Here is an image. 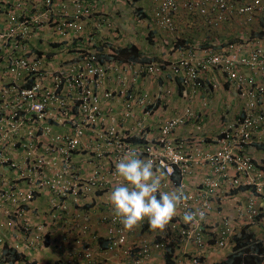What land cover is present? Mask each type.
Masks as SVG:
<instances>
[{
	"label": "built area",
	"instance_id": "2783aa9c",
	"mask_svg": "<svg viewBox=\"0 0 264 264\" xmlns=\"http://www.w3.org/2000/svg\"><path fill=\"white\" fill-rule=\"evenodd\" d=\"M100 1L125 3L135 23L162 35L176 32L181 11L205 27L220 28L231 16L246 26L264 22V0H148L147 16L135 12L144 0H0V264H40L53 224L60 236L52 247L73 233L79 248L69 261L52 260L59 264H109L98 256L100 241V256L120 264H166L167 253L173 264H206L215 250L231 252L246 224L264 246V36L177 45L159 56L167 64L120 59L106 48L119 32L106 5L95 8ZM154 79L160 91L139 89ZM221 86L231 99L212 121L204 114L208 95ZM180 91L185 102L199 96L197 106L174 104L157 118ZM132 151L152 161L161 191L182 187L190 199L163 233L147 220L127 231L113 212L99 219L102 236L78 235L89 229L84 204L102 207L103 195L127 183L116 164ZM186 211L197 222L184 223ZM183 242L195 252H172Z\"/></svg>",
	"mask_w": 264,
	"mask_h": 264
},
{
	"label": "clouds",
	"instance_id": "9594fccd",
	"mask_svg": "<svg viewBox=\"0 0 264 264\" xmlns=\"http://www.w3.org/2000/svg\"><path fill=\"white\" fill-rule=\"evenodd\" d=\"M116 171L127 183L114 187L110 200L115 216L127 231L140 227L147 220L152 231L165 232L178 209L190 199L182 187L172 192L161 191V176L153 171L152 161L141 159L135 151L117 162ZM198 215L203 221L204 212ZM182 220L191 225L197 222V213L186 211Z\"/></svg>",
	"mask_w": 264,
	"mask_h": 264
},
{
	"label": "trees",
	"instance_id": "16d2710c",
	"mask_svg": "<svg viewBox=\"0 0 264 264\" xmlns=\"http://www.w3.org/2000/svg\"><path fill=\"white\" fill-rule=\"evenodd\" d=\"M139 2V0H138ZM146 0L144 2H139L137 6H135V12L140 13L142 16H147L146 12L141 11V8L145 6ZM147 4V3H146ZM141 11V12H140ZM183 17L188 18L183 15ZM149 19V16L147 17ZM197 20L195 22L197 28H188L183 36L178 35V30L180 29L179 26H176V32H173V34L168 32H163L164 35L160 33H156V31L151 30L148 31L147 34H144L143 40L145 41H151L153 39H157V43H159L156 54H159L158 51H161L159 55H154L152 45L149 44V53H145L149 55L148 57L144 55H140L141 51L138 50V48L135 47L136 44H124L122 46H117L113 48V51L120 59H129V60H136L140 62L144 61H161L163 64L168 63V59H161V57L165 52H170L171 47L180 45L183 47H189L192 43V45H198L200 47H212V46H220L223 42L218 41L219 38L223 39L225 36L220 34V37L216 34L215 29L220 28H213V27H205L204 25H201L200 18L195 17ZM230 19V17L228 18ZM228 19L226 21H228ZM189 20H191L189 18ZM194 21V20H192ZM145 27V25H143ZM181 27V26H180ZM188 27V26H187ZM247 31H242L241 34L245 36L246 38H256L260 36H264V29L258 28L256 29H246ZM151 32V34H150ZM154 32L156 35H154ZM184 32V31H183ZM123 37V35H120ZM237 36V35H236ZM197 39V40H196ZM234 39H237L236 37L227 38V41H233ZM120 40V37L118 38ZM199 40V42H198ZM148 44V42H145ZM190 43V44H187ZM187 44V45H185ZM107 56V54L103 55ZM132 141L135 142V138H131ZM87 209L83 206V209ZM259 218L264 219V211H261L259 214ZM66 229V227H65ZM70 235L72 238L73 233H65V235ZM77 234V233H76ZM255 233L253 231V227L249 224L243 225L239 228L238 231L235 232V234L232 236L234 247L231 252H228L224 257L220 258L217 261L212 262L211 264H262L263 256H264V246H262L258 241H255L254 239ZM56 245V244H55ZM54 245V246H55ZM9 254H11L14 257H17L19 254L15 253L14 251H8ZM166 263L167 264H173V262L170 259V254H166ZM56 264H59L60 261L56 260L54 261Z\"/></svg>",
	"mask_w": 264,
	"mask_h": 264
},
{
	"label": "crops",
	"instance_id": "0c3cea01",
	"mask_svg": "<svg viewBox=\"0 0 264 264\" xmlns=\"http://www.w3.org/2000/svg\"><path fill=\"white\" fill-rule=\"evenodd\" d=\"M107 6H108V4L105 7H107ZM183 15L184 14H182V11H181L173 19L174 25L179 26V28H180L178 30V32H177L179 36H183L185 34L186 30L188 28H190V26H192V28H197V26L195 24L196 21L189 20V18H185V17H183ZM130 19H132V18H130ZM254 22L255 23H258L259 25L261 24V25L264 26V22L261 20V18L257 19ZM230 23H231L230 22V19H228V21H225L223 23V25L220 27V29H215L216 34L219 37H220V34H222L223 36H225V38H229L230 30L229 31H227V30H228V27L230 26ZM132 24L133 25H136V26H141V27L144 28V26L142 24L139 25L138 23H135L133 21V19H132ZM239 24L241 26H239ZM239 24L237 26L234 25V27H233V29L234 28H237V30H238L237 32H239V33H236L235 36H233V37H238L236 35H238V34L241 35V32L242 31H247L246 29L248 27H244V26H246L245 23L239 22ZM126 25L127 26H130V23L127 22ZM263 26L256 27V30H258L259 27H263ZM130 27H132V26H130ZM241 27H242L243 30H240ZM88 29H90V28H88ZM127 32H128V34H133L132 31H127ZM150 34H151V32H150ZM154 35H156L155 32H154ZM198 42H199V40H198ZM135 47L138 48L139 46L137 47V45H135ZM138 50L141 51L140 55H144L146 57L149 56V55L145 54L146 52L141 47H139ZM158 52H159V54L161 53V51H158ZM159 54H156L155 53L154 55H159ZM164 54H166V52ZM158 78L160 80L161 77H158ZM150 80H153V78H149V81ZM155 81H156V84L155 83H152V82H149V84L142 83V86H141V84H140V86H139V84H137V87L139 86V89L140 90H142V87L147 88L148 89V92H149L148 94H153V93H156L157 91H160V84L157 83V80H155ZM173 97L171 98V100H173ZM173 107H174V104H172V103L171 104L169 103L168 105H165L164 107H162V110H159L158 113H157V115H158L157 118L159 116H163V115L165 116V115H167L168 112H170L173 109ZM119 110L120 109L118 108V111ZM209 116H210L211 120L213 121L214 118H215V115L213 113H211V114H209ZM157 118L155 119V117H154V120L153 121H156L157 122ZM210 125H212V124H210ZM107 195L105 194V195L102 196V199L104 200L103 201L104 202V206L98 207V208L91 207L88 210H86V208H84L85 214H84L83 220L88 223L89 229L86 232H82V233L81 232H78V235L86 236L87 239H89V237L92 234H94V233L97 235V237L102 236V234H103V226L100 225L99 219L103 215L110 214V213H113L114 212V208H113V205H112L111 200H110L111 192L108 193ZM84 207H86V204H84ZM41 208L42 207L38 206L35 212L36 213H39L38 216H40V213H41V217L44 218L47 215V213H45L43 210L41 212ZM69 209H70V213H71L72 212L71 207H69ZM226 213L227 212H225L220 218H218L217 225L220 223V221L222 219L226 218V215H225ZM212 216H213V214H212ZM37 219L38 218H35L34 221L37 220ZM44 222L50 223V220L46 219V220H44ZM205 225H208V223L206 221H201L200 222V228L202 230H205ZM57 227H59L58 224H55V225L53 224L49 228V229H51L49 231V234H50V237H51V241H50L49 245L46 248H44L42 250H39L40 253L38 254V259L40 261L39 262L40 264H56L55 262L52 263V260L53 259H59V258H61L63 260L65 258V261H69V260H71L70 257L72 255V252H75V251H77L79 249L77 246H75L73 244L71 236L70 235H67V234L65 236L62 235V237L60 239H58L60 242H58L55 245V248L52 247V245H53V243L55 241V238H58L60 236V231L59 230H56ZM59 229H61V228H59ZM129 240H130V237H129ZM99 244L102 245L103 242L100 241ZM99 244L97 242H95V246L99 249L98 256H99L100 259L106 260L109 264H120L118 262V260L115 259L114 257H112V258L109 259V258H105L103 256H100V255H102V252H101V249H100L101 245H99ZM195 250H196V248H195V246L193 244L183 242L181 244V246H179L178 244L175 243V248L172 250V252H180L179 254H183V253L189 254V253L195 252ZM213 251L214 250H211V251L210 250H207L206 252H208V253L211 254V252H213ZM214 252H213V254H217L218 257L216 256L217 257L216 258L212 254L210 256L212 259L211 258H206L205 259V261L209 262V263H206V264H211L212 262L219 260L220 258L224 257L225 256V253H226L224 250H215ZM54 256H55V258H54ZM205 257H207V255H205ZM213 257H215V258H213ZM154 260L155 259H151L150 261L154 263ZM157 260H159V261L161 260L162 263H163V259H157ZM165 262H166V259H165Z\"/></svg>",
	"mask_w": 264,
	"mask_h": 264
},
{
	"label": "rangeland",
	"instance_id": "374dc122",
	"mask_svg": "<svg viewBox=\"0 0 264 264\" xmlns=\"http://www.w3.org/2000/svg\"><path fill=\"white\" fill-rule=\"evenodd\" d=\"M147 3V4H146ZM145 6H144V10L147 11L148 10V0L146 1ZM96 7L98 8L99 6H105L106 2L105 1H100V2H96L95 3ZM117 4H111L108 3V6L104 9V15L107 16L113 23L115 30H117L119 32V37L120 40L117 41H111L110 43H107L109 47H117V46H121L124 44H136L137 47H141L142 49H144L145 52L152 54L149 52L148 48H149V44L150 41H145L148 42V44H146L143 40L144 34L147 31H151L150 27H148V25H145V29L141 26H136L132 24V18L131 15L128 13L127 8H126V4L124 3H120L116 6ZM113 6H116V10H114ZM99 12V11H98ZM130 17V18H129ZM192 20L197 21L195 18H193ZM130 23V26H127L126 23ZM230 26L228 27V30H230V35L229 38H232L233 36H235V34L237 33V28H234V25L237 26L239 24V22H241L240 19H238L237 17H230ZM239 26H241L239 24ZM258 23H251L247 26L244 27H248L249 29H256V27H258ZM240 30H243L242 27ZM127 31H132L133 34H128ZM105 34V33H104ZM107 35V34H105ZM120 35H123L120 36ZM144 42V43H143ZM152 45V49L154 53H157V48L159 46V43L155 44L154 40L151 41ZM138 47V48H139ZM179 95V100H172L173 104H177V105H188V106H193L196 107L197 103L199 101V96H194L193 98H190L187 102H185V98H184V94L182 91H180V93H178ZM225 98H229L231 99L228 95H226V93L223 91V87L221 86L220 89H218L215 92H212L208 95V101H209V108L207 111H205V115L211 114L213 113L214 115H218V113L220 112V105L223 102V100H225Z\"/></svg>",
	"mask_w": 264,
	"mask_h": 264
}]
</instances>
